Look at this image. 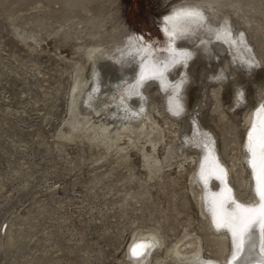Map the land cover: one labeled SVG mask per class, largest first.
<instances>
[{
  "label": "rangeland",
  "instance_id": "obj_1",
  "mask_svg": "<svg viewBox=\"0 0 264 264\" xmlns=\"http://www.w3.org/2000/svg\"><path fill=\"white\" fill-rule=\"evenodd\" d=\"M202 1L0 0V264H132L127 258L132 240L149 228H157L164 240L150 254L153 263L157 255L163 264H180L165 248L185 232L202 237L204 255L229 256L228 243L220 245L207 223L211 200L205 199L203 209L191 193L194 164L180 171L176 165L191 155L196 159L200 147L213 142L233 188L249 192L247 116L264 104V0L213 3L218 19L207 14L173 39L186 51L167 70L175 101L167 104L168 89L153 94L151 86L145 99L131 92V106L164 108L162 115L153 111L166 133L155 151L163 166L155 174L144 164L138 142L116 140L125 154L115 144L109 148L88 139L81 127L86 118L71 102L72 86L91 75L87 48L142 35L150 49L143 61L159 72L172 57L162 17L173 6ZM223 21L229 32L217 36ZM230 36L232 43L225 40ZM109 62L98 77L104 92L132 72L117 57ZM181 88L184 101L177 95ZM128 90L134 87L128 84ZM102 100L103 95L93 102L103 107ZM77 104L80 111L92 110L85 101ZM78 117L80 125L74 122ZM100 118L113 125L120 116ZM188 123L196 128L193 142L183 143L173 129L184 135ZM173 153L168 165L165 157Z\"/></svg>",
  "mask_w": 264,
  "mask_h": 264
},
{
  "label": "bare ground",
  "instance_id": "obj_2",
  "mask_svg": "<svg viewBox=\"0 0 264 264\" xmlns=\"http://www.w3.org/2000/svg\"><path fill=\"white\" fill-rule=\"evenodd\" d=\"M213 3H220V0H203L199 5L184 4L182 6H173L172 11L162 17V28L166 33L168 39L167 48L172 57L170 62L157 67L160 70L159 72L155 73V66L145 64L146 60L143 61L144 58L150 55V49L142 35L133 33L121 44L110 46L96 44L87 48L85 54L90 61L91 75L90 78H79L76 84L72 86L74 94L71 102L78 108L75 111L80 116L82 115L86 118L85 125L87 126L81 127L84 128L85 132H88V134L86 133L88 139L103 143L109 148L115 144L114 148L117 152L123 151L125 147L119 146L116 140L122 139L126 141L125 143L130 142L134 146L138 142L137 149L141 152L144 164L151 175L162 169V161L155 155V151L166 133L163 125L156 119L153 111L158 115H162L164 108L163 106L161 108L157 107L154 104L151 112L147 109V105L145 106L140 102L135 106H131L129 97L131 92L138 98L140 96L144 98L145 93H149L151 90L153 94H155V91L160 94L161 90L168 89L167 92L165 91L167 104L171 99L176 100L173 97L176 93L173 88L175 85H171L172 83L169 80L167 70L172 65V61L173 63L181 61L176 54H181V52L186 51L176 44L173 39L179 34L190 32L193 24L200 22L207 14H211L214 18L218 19L219 15L213 11ZM222 23L223 26L217 29V36H219L218 34L222 33L225 35L229 32L228 22L223 21ZM234 37L230 36L225 40L229 42L228 40L230 39L229 43H232ZM190 49L195 52L197 45L194 44ZM116 57L120 61L126 62L124 66H132V72L129 69L130 73L125 74L123 80L117 81L108 91L105 90L104 92L99 87V72L102 67L110 64L109 58ZM79 68L84 69L83 66ZM148 82L151 83L150 86L146 85ZM128 84L134 87V91L128 90ZM155 84L157 87H155ZM151 86L152 88L150 90ZM179 92L177 94L178 97L184 101L187 95L186 91L182 89ZM101 95L105 98V100H102L103 107H97L93 100L95 97L99 98ZM214 96L217 98V95L214 94ZM79 101L87 102L88 106L92 107V110L80 111L77 104ZM152 102L155 103L154 100ZM216 103L218 102L216 101ZM76 112L74 117H76ZM109 113L120 116V119L116 120V123L113 125H111L110 121H103L100 118L102 114L107 115ZM94 116H97L96 119L93 118ZM247 117V123H250V127L247 134L248 149L246 152V164H249L248 166L252 168L249 192H246L245 189L238 188L235 190L233 188L230 181L229 167L222 162L213 142L204 143L205 146L200 147V155L196 159L191 155L189 160L177 162L176 168L179 171L185 169L189 163L194 164L193 173H190V181L192 183L194 182L197 188L195 187V191L193 189L191 193L195 197H198V204L203 209H205V199L211 200L213 211L209 214L207 223L213 231H217L220 241L219 244L223 245L227 242L230 247L228 257H221L219 259L211 258L203 253L202 237L185 232L171 246L165 248L167 256L180 264L261 263L260 261L264 254V195H262L264 194V104L260 105L257 111L253 110ZM80 120L78 117L74 122L80 125ZM170 123L171 126L177 125V122H172V120H170ZM78 125L72 124L71 126L75 129ZM186 128L184 135H181V129H178V127L173 129V131L176 132L175 135L181 139V142L187 143L188 140L193 142V131L196 128L191 127L189 123ZM123 152L127 154V151ZM173 156L174 153L167 154L165 159L172 158ZM165 162L170 165L169 159L165 160ZM212 182H215L214 187L211 186ZM189 185L191 186V184ZM251 220H258L259 223L245 233L242 225ZM141 236L142 238L140 239H136V236H134L135 240H132V247L127 251V258L131 259L132 264H163L165 262L164 258L159 259L157 255H155V263L150 261L151 252L154 249L156 252V250L161 249L164 245V240L158 229L149 228ZM134 249L135 252H132ZM249 254L250 257H248Z\"/></svg>",
  "mask_w": 264,
  "mask_h": 264
},
{
  "label": "snow or ice",
  "instance_id": "obj_3",
  "mask_svg": "<svg viewBox=\"0 0 264 264\" xmlns=\"http://www.w3.org/2000/svg\"><path fill=\"white\" fill-rule=\"evenodd\" d=\"M264 195V194H262ZM259 223L258 220H251L246 224H243L242 227L244 229V232L247 233L248 231H250L253 227H255L257 224ZM135 252V249L133 250ZM262 264H264V260H262Z\"/></svg>",
  "mask_w": 264,
  "mask_h": 264
},
{
  "label": "water",
  "instance_id": "obj_4",
  "mask_svg": "<svg viewBox=\"0 0 264 264\" xmlns=\"http://www.w3.org/2000/svg\"><path fill=\"white\" fill-rule=\"evenodd\" d=\"M253 256V255H252ZM248 257H250V254L248 255Z\"/></svg>",
  "mask_w": 264,
  "mask_h": 264
}]
</instances>
